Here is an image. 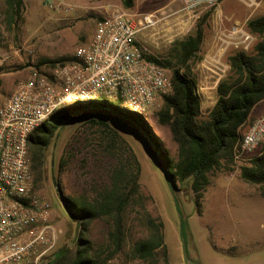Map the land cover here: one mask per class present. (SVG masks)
I'll list each match as a JSON object with an SVG mask.
<instances>
[{
    "label": "rangeland",
    "instance_id": "obj_1",
    "mask_svg": "<svg viewBox=\"0 0 264 264\" xmlns=\"http://www.w3.org/2000/svg\"><path fill=\"white\" fill-rule=\"evenodd\" d=\"M22 1V16L13 20L15 8H11L7 0H0V107L14 93L18 84L28 79L34 71L50 73L54 69L50 61L71 59L79 47L90 42L98 20L105 16L126 13L138 17L159 12L165 19L141 33L140 41L149 49L150 57L176 64L177 58H173L176 43L193 34L205 14L187 25L179 0H133L131 8L126 6L125 0ZM223 1L219 12L217 9L221 4L210 12L211 16L204 24L206 40L203 48L190 63L204 103L202 120L208 118L218 98L215 87L220 79L219 74L223 75L220 83L230 73V66L227 67L229 56L244 50L230 46L220 58L223 67L211 65L209 60L218 58L216 50H211L212 45H218V33L229 31L237 23L248 30L246 21L254 11L252 19L264 16V0H255L256 3L260 2L258 6H251L248 0ZM253 37L249 49L245 50L249 53L253 52L260 40L255 35ZM203 85H207L208 89L204 90ZM94 96L95 100L107 101L115 107L126 109L127 103L119 102L115 97L103 93ZM162 106L163 99L160 106L149 109L144 117L168 149L169 155L177 161L178 145L173 140L171 130L158 122L157 113ZM262 114L264 102L256 109L257 116ZM98 122L107 123L109 128ZM114 131L125 139L141 165L140 183L147 198L143 207L136 204L130 208L124 249L107 261L111 247L108 240L110 224L102 219L92 225L90 236L96 248L102 251L100 264H164L161 251L157 262H143L133 254L134 244L149 236L143 219L145 211L154 218H161L164 223L171 264H264L262 187L247 183L241 177V168L261 154L264 142L254 154L236 157L233 163L222 162L210 175L211 183L204 191L203 212L199 215L191 188L192 180L178 184V188L172 185L158 161L157 143H151L134 125L122 118L87 113L67 121L44 155L42 179L36 184V192L47 199L59 238L56 248L39 264H50L55 254L65 249H75L81 231V216L73 217L58 193L56 183L60 181L65 195L95 200L106 187L109 173L116 162L128 165L132 154L120 140L117 139L115 146L110 148L108 139ZM61 164L63 168L60 169Z\"/></svg>",
    "mask_w": 264,
    "mask_h": 264
},
{
    "label": "trees",
    "instance_id": "obj_2",
    "mask_svg": "<svg viewBox=\"0 0 264 264\" xmlns=\"http://www.w3.org/2000/svg\"><path fill=\"white\" fill-rule=\"evenodd\" d=\"M7 2L11 8H15L12 19L21 18L23 1ZM125 4L131 8L133 0H125ZM210 12L204 14L193 34L176 43L173 50V58H177L176 64L152 57L172 73L173 93L163 98V106L157 113V118L161 126L170 128L173 140L178 145L177 161L169 155L168 149L154 134L143 114L128 108L115 107L107 101L78 102L54 112L31 135L29 146L32 170L36 174L35 185L42 179L45 152L67 121L86 113L122 118L134 125L151 143L158 144V161L175 188H178V184L192 180L191 188L195 194L198 214L201 215L204 191L211 183L210 175L222 162L235 161L241 148L244 130L254 121L251 115L264 102V16H260L247 22L249 32L259 37V42L252 53L238 50L229 56L230 73L217 87L218 99L208 118L201 119L202 100L190 63L203 48L206 40L204 24L211 16ZM74 61L73 56L71 59L63 58L50 63L56 68ZM118 101L123 102L122 99ZM99 124L109 128L107 123ZM110 135V148L115 146L118 139L130 151L129 145L118 132L114 131ZM130 153L132 157L128 165L121 161L116 162L109 173L106 187L95 200L65 195L60 181L58 182L60 195L73 217L81 216V231L75 249H65L55 254L50 264H100L102 251L96 248L90 229L96 221L102 219L108 221L111 228L108 234L111 243L110 255L106 261L123 251L128 231V212L136 204L143 207L147 198L140 183L141 165L134 152ZM241 177L247 183L261 186V195L264 198V146L259 156L241 168ZM143 219L149 236L134 244L133 254L143 262H157L158 253L161 251L164 264H171L161 218H154L145 211Z\"/></svg>",
    "mask_w": 264,
    "mask_h": 264
},
{
    "label": "built area",
    "instance_id": "obj_3",
    "mask_svg": "<svg viewBox=\"0 0 264 264\" xmlns=\"http://www.w3.org/2000/svg\"><path fill=\"white\" fill-rule=\"evenodd\" d=\"M179 1L189 25L223 0ZM164 19L159 12L138 17L114 13L99 19L90 42L75 51L73 63L50 73L34 71L0 107V264H39L58 243L50 206L37 194L32 170L29 140L40 125L63 107L95 100L96 93L122 99L126 108L143 115L173 93L172 73L150 57L140 41L141 33ZM253 40L237 23L218 33V50L224 53L235 46L245 51ZM221 56L210 64L223 67ZM263 142L264 114L243 133L237 158L254 154Z\"/></svg>",
    "mask_w": 264,
    "mask_h": 264
},
{
    "label": "crops",
    "instance_id": "obj_4",
    "mask_svg": "<svg viewBox=\"0 0 264 264\" xmlns=\"http://www.w3.org/2000/svg\"><path fill=\"white\" fill-rule=\"evenodd\" d=\"M223 2H224V1H223ZM259 4H260V2H259V3H256V6H258ZM219 8H220V9H219ZM219 8L217 9L218 12L221 10V8H222V4H221V6H220ZM222 11H223V10H222ZM255 12H256V11L253 12V15L251 14L250 16H248L246 22H248L250 19L253 18ZM222 16H223V17H226V16H224V14H222ZM221 18H222V17H221ZM236 23H237V22H236ZM217 25H219V22H218ZM215 42H216V39H215ZM211 50H212V52H213L214 50H216V53H217V55H219V56L224 54V53H222L221 51L218 50V45L215 46V44L211 46ZM211 50H210V51H211ZM228 66H229V65H227V67H228ZM218 83H219V80H218V82H217V84H216V87H215L216 89H217ZM203 89H204V90L208 89V86H207V85H203ZM217 99H218V98H217ZM217 99L215 100L214 105L212 106L211 110H212L213 107L215 106V104H216V102H217ZM261 104H263V102H262ZM261 104H259V105L255 108V110L253 111V113H252V115H251V118L254 119V118L259 117V116L256 115V109H257ZM203 110H204V103L202 102V111H203ZM211 110H210V111H211ZM249 123H250V122H249ZM251 123H252V122H251ZM251 123H250V124H251ZM250 124H249V125H250ZM249 125H248V126H249ZM248 126L245 128L244 131H246V129L248 128Z\"/></svg>",
    "mask_w": 264,
    "mask_h": 264
},
{
    "label": "water",
    "instance_id": "obj_5",
    "mask_svg": "<svg viewBox=\"0 0 264 264\" xmlns=\"http://www.w3.org/2000/svg\"><path fill=\"white\" fill-rule=\"evenodd\" d=\"M147 138V137H146ZM56 188H57V191H58V193L60 194V192H59V187H58V184L56 183Z\"/></svg>",
    "mask_w": 264,
    "mask_h": 264
}]
</instances>
